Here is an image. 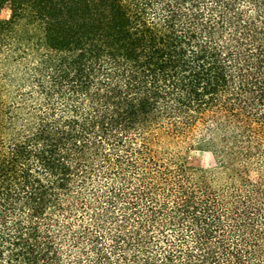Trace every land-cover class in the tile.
Wrapping results in <instances>:
<instances>
[{
    "label": "trees",
    "instance_id": "obj_1",
    "mask_svg": "<svg viewBox=\"0 0 264 264\" xmlns=\"http://www.w3.org/2000/svg\"><path fill=\"white\" fill-rule=\"evenodd\" d=\"M0 264H264V0H0Z\"/></svg>",
    "mask_w": 264,
    "mask_h": 264
},
{
    "label": "rangeland",
    "instance_id": "obj_2",
    "mask_svg": "<svg viewBox=\"0 0 264 264\" xmlns=\"http://www.w3.org/2000/svg\"><path fill=\"white\" fill-rule=\"evenodd\" d=\"M9 16L7 9L1 12V18L6 19ZM181 155L187 166L201 168L204 170H213L215 162L209 150L205 149H183ZM217 170H213L216 172ZM252 174V173H251Z\"/></svg>",
    "mask_w": 264,
    "mask_h": 264
}]
</instances>
